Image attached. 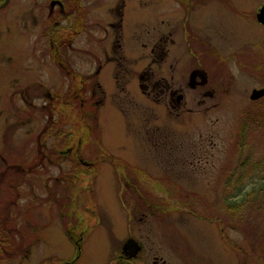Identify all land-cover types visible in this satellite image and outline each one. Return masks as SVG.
<instances>
[{
	"label": "rangeland",
	"instance_id": "374dc122",
	"mask_svg": "<svg viewBox=\"0 0 264 264\" xmlns=\"http://www.w3.org/2000/svg\"><path fill=\"white\" fill-rule=\"evenodd\" d=\"M117 1L92 0L100 9L89 5L87 10L91 19L99 11L101 20L87 30L85 58L97 52L103 64L96 77L86 78L83 107L75 87L65 91L67 102L80 106L87 123L81 141L71 135L67 146H80L79 161L99 164L98 172L77 178L66 159L48 161L44 147L63 149L66 158L68 153L64 139L41 133L45 112L33 107L31 122L10 127L13 118L4 122L6 104L0 97V207L23 226L17 239L20 252L1 263L87 264L83 260L89 256L88 264H104L112 245L126 236L140 242L146 255L158 253L161 264H264L259 235L264 223L243 224L242 212L263 205L256 195L247 201V195L264 186V141L243 173V183H234L238 187L225 197L227 181L233 183L240 171L231 173L239 154L241 112L259 106L249 94L264 86V27L250 16L264 0H119L125 21L113 30L106 22L115 18L111 5ZM31 3L35 1L8 0L0 8L2 50L14 56L30 52L31 42L36 50L42 48L34 41L42 35L43 17L30 26L26 18L28 27L19 19L20 10ZM43 8L46 13L48 6ZM116 36L121 48L113 43ZM103 51L125 53L128 58L117 66L131 72L113 75L118 60L104 58ZM197 61L208 81L198 75L194 84L191 71ZM13 64L14 59L7 62ZM35 66L43 72L50 68L40 61ZM85 69L91 73L93 62L87 61ZM23 74L22 81L27 79ZM93 80L97 83L90 85ZM68 130L64 136L78 132L77 127ZM8 151L9 160L39 157L37 166L6 173L9 156L4 159L3 153ZM78 166L76 170L89 169ZM30 180L38 184L34 191ZM233 204L239 210L228 209ZM256 215L264 221L262 213ZM79 237L87 252L82 261L66 263L77 254ZM26 246L30 249L23 253Z\"/></svg>",
	"mask_w": 264,
	"mask_h": 264
},
{
	"label": "flooded vegetation",
	"instance_id": "af4514ba",
	"mask_svg": "<svg viewBox=\"0 0 264 264\" xmlns=\"http://www.w3.org/2000/svg\"><path fill=\"white\" fill-rule=\"evenodd\" d=\"M5 0H0V4L4 2ZM35 1V3L29 4L28 8H22L20 10V21L23 23L24 27H28L26 24V18L29 22V26L33 22H38V17H43L44 22V29L42 31V35L39 37V39L36 37V41H34L36 44H39V42L42 43V48L40 50H36V48L33 47V42L30 43V52H17L14 56L11 52H5L2 50V37L0 36V97L3 98L5 101V104H3L2 107V113H5L3 116L4 122L7 121V119L10 117L13 118V122L11 123L10 127L13 126V124L20 125L24 122H31L32 121V114H33V107L40 106V111L45 112L46 119L45 123L43 124V130H41V133H44V128L46 129L47 126L51 123H54L55 121H58L62 119L63 122L67 123V119H72L69 122V126L72 125L73 127H76L75 125V119L77 120V128L80 127L81 132L84 133V127L87 124L85 117L83 115L82 110L80 111L79 115H75V111H73V115L70 116L69 110L66 112L64 107L67 108L68 102L66 98L65 91L69 90L71 86L75 87L74 89L79 92L78 95H80V101H81V107H83V104L86 101V95L85 91L89 90V88H86V78H90V76L96 77V75L99 74L101 66L103 64L102 62V56L97 52H91V55L89 57V60H86L85 58L86 54H89V50L87 48V52L85 49L86 42V33L87 30H90V27H95L99 24L101 17L100 12L94 14L93 19L89 17V5H91L94 9L99 10L100 5H94L92 4V0H42L38 2V0H31ZM98 0H95L97 2ZM37 2V3H36ZM92 2V3H91ZM48 6V11L44 13L45 6ZM262 6V5H261ZM259 8L257 10H254L250 16H257V13L259 12ZM79 9V13L77 10ZM81 8H83L81 10ZM111 9L114 15V19H111L113 21L106 22L110 28H115L122 22H124V16L125 12H122V4L119 2V0L111 5ZM173 10V9H172ZM40 11V15H39ZM82 11V12H80ZM233 12H236V14L239 15L241 12L240 10H233ZM240 16V15H239ZM62 21L65 25L61 24L59 21ZM257 21V19H256ZM27 22V23H28ZM258 22V21H257ZM21 25V24H20ZM258 25H262L260 22H258ZM264 27V25H262ZM1 21H0V29H1ZM114 30V29H113ZM75 38L77 39V44H75ZM119 37H115V40L113 41L114 45H117L121 48L120 40H117ZM97 42H101L100 40L96 39ZM104 58L112 61V59L118 60V63L114 66L115 74L113 75H125L126 73H130L131 70L127 66H117V65H123L124 63L121 62L122 57H127L125 53H119L118 56H110L107 51H103ZM71 55V56H70ZM128 58V57H127ZM14 59V64L11 67H8L7 62ZM40 61L41 63H45L50 65L49 69H46L45 72L42 71V67L35 66V62ZM93 62V71L91 73H86L85 64L86 62ZM195 68L191 71V77L194 84L197 83L196 78L198 75L201 77L203 81H208L207 77L205 78V73L202 70V63L196 62ZM20 71L18 74L16 71ZM114 71V70H113ZM23 72H28L26 74H23ZM21 74L24 75L23 78H26V80H20ZM207 75V71H206ZM124 80V79H123ZM97 83V80H93V82L90 83V85H94ZM70 86V87H69ZM58 90L55 92V88ZM69 87V88H68ZM264 87V86H262ZM68 88V89H67ZM261 88V87H258ZM254 89V88H252ZM54 90V91H52ZM83 91V92H82ZM43 94V95H42ZM46 96V99H45ZM180 98H182V95L179 94ZM264 97V96H263ZM263 97L252 100V101H259ZM38 100H41V102H38ZM10 106V107H9ZM79 106V105H78ZM80 107V106H79ZM56 112V113H55ZM58 112H62L63 116L60 117V114ZM75 118V119H74ZM72 127V130H73ZM79 131V130H78ZM72 132H68L67 136L70 137ZM48 136L52 138V134L48 133ZM76 141H81L82 136L77 135ZM74 138V136H73ZM73 140V139H72ZM74 144L73 143L66 148V154L68 153V157L64 155L65 152L63 149L55 151L52 146H48V148L44 147L43 151H46L43 153L48 161L55 160L54 157H57L58 159L60 157L66 159V162H74V160L78 159L77 161L80 163L74 164V165H81L85 168H89L88 172H84L81 170H78V172L74 169V166L68 165L70 167L71 174H73L75 177H81L84 176L87 178L90 176L91 172H98L99 169L97 166L99 164H96L95 162H91L88 160H80V155L78 153H81L80 146L76 148H71ZM5 158L9 156L5 160V164L3 166L4 171H13V169L20 168L23 169H31L33 167H36L35 164L37 163L38 158L34 157L33 159H22L23 162L19 163V160L21 158L15 157L12 160L13 156L11 155V152H5ZM18 154V153H14ZM2 155V154H1ZM64 164V163H61ZM80 167V166H78ZM73 168L74 171L71 169ZM89 179V178H87ZM37 182L41 181V179H35ZM31 181V180H30ZM38 184H35L33 180L30 183V191H34L35 188H37ZM30 198L32 197V192H30ZM8 198H10L8 196ZM29 198V199H30ZM36 202V199L33 200V203ZM12 216L14 214H10L6 219V223H8L9 231H17L16 236H14V246L16 247V251H19V241L17 239H21V228L23 226H20L17 220H15ZM8 219V220H7ZM10 220V221H9ZM18 224V226H17ZM28 225V224H25ZM24 225V226H25ZM31 226V225H30ZM31 231V229H30ZM89 232V229L86 227L80 232L83 236L86 235ZM32 233V232H31ZM34 236V234L32 233ZM81 235V238H83ZM110 239L112 237V233H110ZM10 237V236H9ZM87 237L85 240H87ZM124 236L120 241L119 244L116 246L111 247V251H109L108 259H105L104 264H161L163 261H159L157 259L158 253H151L146 255L145 251L139 246L140 242H136L135 240H126ZM131 237V236H129ZM81 238L79 237L78 240L75 241L76 245V255H74V259L72 258V261H67L66 263H71L76 259L80 261L81 257L86 253L84 245L81 243ZM83 240V239H82ZM2 246H0L1 249ZM5 247L7 249H10L8 245L5 244ZM83 249H82V248ZM113 248H116L117 250H120L119 253L116 255L113 251ZM30 249L29 246H26L23 248V253L28 251ZM20 252V251H19ZM90 252V251H89ZM15 253V252H14ZM22 253V254H23ZM9 253L5 252V254L0 251V264L2 261L7 259V256ZM85 256V255H84ZM151 258V263H148L149 258ZM159 257V256H158ZM89 256L84 258L83 262H87L88 264ZM103 264V263H102Z\"/></svg>",
	"mask_w": 264,
	"mask_h": 264
},
{
	"label": "trees",
	"instance_id": "16d2710c",
	"mask_svg": "<svg viewBox=\"0 0 264 264\" xmlns=\"http://www.w3.org/2000/svg\"><path fill=\"white\" fill-rule=\"evenodd\" d=\"M264 99L262 98L259 101H256L255 104H259V106H255L254 108L250 107H246L245 110H242L241 112V119H240V126L238 129V140H237V150L239 151L238 154V159L234 160L235 161V169L231 170V173H237L236 169L240 170L236 177L233 178V183L231 181H227V185L226 190H225V197L227 198L228 196L230 197L232 194V190L235 189L236 187H238L239 184L243 183L244 178H243V173H245L246 170H248L249 165L251 163L252 157L255 153V151L258 150L259 148V144H261L262 141H264ZM69 106L64 107L65 111H68V108L71 107V109H77L74 113L75 115H79L80 114V107L78 105L73 106L70 103H68ZM56 113V112H55ZM60 114V117L63 116L62 112H58ZM70 116H72L74 113L73 111H69ZM85 117V116H84ZM72 119H67V123L63 122L62 119L55 121L54 123H51L47 126V128H44V133H46L48 135V133L52 134L54 139H64L65 142L63 145L68 144L69 137L68 139H65L63 137H67V135H63L67 129H69L68 131H70L72 129V125L69 126V122ZM86 120V119H85ZM72 122V121H71ZM70 122V124H71ZM67 125V128H64V126ZM77 127V125H76ZM74 129V127H73ZM79 131L74 133L72 132L71 135H81L82 137L84 136V134H82L80 127L77 128ZM85 133V131H84ZM257 136V138H253V136ZM72 136V137H73ZM76 136H74L75 138H77ZM58 141V140H57ZM54 147V145L52 146ZM246 154L247 156L244 159H240V157ZM253 163H255L256 165L258 164L256 161H254ZM70 166H73L72 162H69ZM75 167H78V165H75ZM61 168V167H59ZM73 171L74 169L71 168ZM76 170V169H75ZM78 172V170H76ZM69 171H67L68 173ZM88 172V171H86ZM6 173L9 174V172L7 171ZM233 176V174L231 175ZM69 177V176H68ZM234 183H238V185L234 184ZM5 184V187H7L6 182L2 183ZM258 196V202L260 200V202L263 204L262 207L260 208V210L254 209L255 215L252 216L251 214L254 213L252 212L253 210L251 209H244L242 212L243 214H245L244 218H243V224L249 223L251 225H261L263 222L259 221V215H256V213H262V215L260 217L264 218V186L260 187L256 192H249V194L247 195V201H251L253 199L254 196ZM255 198V197H254ZM246 201V202H247ZM252 202V201H251ZM1 204V201H0ZM239 204H233V205H228V209H237L239 210V207L237 206ZM4 207V206H3ZM2 207V208H3ZM0 207V246L1 249L0 251H2L4 254L5 252L9 253V257H12L14 254V252H16V247L14 246V236H16L17 231H9L8 228V223H6V219L5 217L8 216L9 214H7L6 212L2 211V209ZM242 210V209H241ZM8 220V219H7ZM10 221V220H9ZM242 222V221H241ZM260 235V239L264 245V225L262 230L259 233ZM10 236V237H9ZM5 244L9 246L10 249H7L5 247Z\"/></svg>",
	"mask_w": 264,
	"mask_h": 264
},
{
	"label": "water",
	"instance_id": "95a60500",
	"mask_svg": "<svg viewBox=\"0 0 264 264\" xmlns=\"http://www.w3.org/2000/svg\"><path fill=\"white\" fill-rule=\"evenodd\" d=\"M8 0H5L2 4H0V8H2ZM256 19L258 22H260L261 24L264 25V5L261 6V8L259 9V12L257 13ZM264 96V87L261 88H254L251 90L250 94H249V98L251 100H257L261 97ZM178 98H180V96H178Z\"/></svg>",
	"mask_w": 264,
	"mask_h": 264
}]
</instances>
